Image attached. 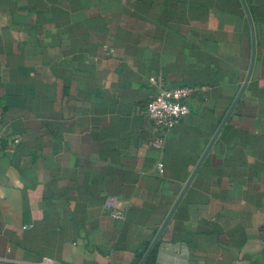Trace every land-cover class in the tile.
<instances>
[{
    "label": "crops",
    "instance_id": "0c3cea01",
    "mask_svg": "<svg viewBox=\"0 0 264 264\" xmlns=\"http://www.w3.org/2000/svg\"><path fill=\"white\" fill-rule=\"evenodd\" d=\"M0 114V264H264V0H0Z\"/></svg>",
    "mask_w": 264,
    "mask_h": 264
},
{
    "label": "built area",
    "instance_id": "2783aa9c",
    "mask_svg": "<svg viewBox=\"0 0 264 264\" xmlns=\"http://www.w3.org/2000/svg\"><path fill=\"white\" fill-rule=\"evenodd\" d=\"M107 53H112L113 49L104 46ZM150 86L154 89L145 108V114L151 119L154 126L165 132H168L180 125L189 115L190 107L187 100L199 90L197 86H180L176 88H167L166 79L162 73L153 74L148 78ZM24 140L22 134L8 133L5 122L0 114V151L6 147H17ZM167 140L165 135L156 137L152 144L163 151ZM160 172L164 170V164H158ZM111 215L117 219H124V212L117 208L111 211ZM41 264H54L49 258H43Z\"/></svg>",
    "mask_w": 264,
    "mask_h": 264
},
{
    "label": "water",
    "instance_id": "95a60500",
    "mask_svg": "<svg viewBox=\"0 0 264 264\" xmlns=\"http://www.w3.org/2000/svg\"><path fill=\"white\" fill-rule=\"evenodd\" d=\"M154 247H155V243H154V244L151 246V248L149 249L147 255L145 256V259H146V257L149 255V253L153 250ZM143 262H144V260H143ZM143 262H142V264H143Z\"/></svg>",
    "mask_w": 264,
    "mask_h": 264
}]
</instances>
